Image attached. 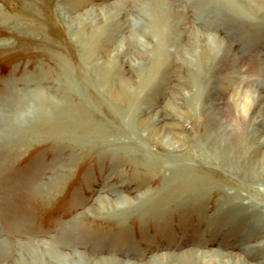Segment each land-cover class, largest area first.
<instances>
[{
  "label": "rangeland",
  "instance_id": "374dc122",
  "mask_svg": "<svg viewBox=\"0 0 264 264\" xmlns=\"http://www.w3.org/2000/svg\"><path fill=\"white\" fill-rule=\"evenodd\" d=\"M0 114V264H264V0H0Z\"/></svg>",
  "mask_w": 264,
  "mask_h": 264
},
{
  "label": "bare ground",
  "instance_id": "6f19581e",
  "mask_svg": "<svg viewBox=\"0 0 264 264\" xmlns=\"http://www.w3.org/2000/svg\"><path fill=\"white\" fill-rule=\"evenodd\" d=\"M258 1H260V0H258ZM250 2V1H249ZM248 2V3H249ZM257 6V5H256ZM260 6V5H259ZM260 8V7H259ZM157 25V24H156ZM160 64V63H159ZM156 69V68H155ZM155 69L154 68H152V69H150L149 70V75H147L146 76V79L145 80H143V81H145L143 84V86H145V85H147L148 83H149V81H151L152 80V78L154 77V75H153V73H154V71H155ZM150 71H151V73H150ZM103 77L105 78V75H103ZM249 87V86H248ZM251 89V88H250ZM117 90V89H116ZM244 90V89H243ZM205 91V90H204ZM236 93L238 92L239 94H240V97H239V100L238 101H240V102H242L243 103V110H245V112H246V108H247V105L246 104H248V102L249 101H251L252 99H253V97L250 95V93L247 91H235ZM206 93V92H205ZM238 97V96H237ZM41 103V102H40ZM235 106H236V104H235ZM238 107V106H237ZM235 108V107H234ZM236 110H237V108H235ZM240 109V108H239ZM238 109V110H239ZM248 110V109H247ZM6 114V113H5ZM22 114V113H21ZM1 116H0V127H1V131H4V130H6V131H10V130H14V131H17V132H19L20 131V129L21 128H19L20 127V124H18V123H20L21 121H20V119H21V117H20V114H18V115H16V114H14L13 115V117H11L10 118V116H8L7 117V115H4V114H0ZM242 115V114H241ZM3 126H5V127H3ZM3 128V129H2ZM71 129V128H70ZM0 131V132H1ZM234 131V130H233ZM203 256V255H202ZM23 257L25 258V261H28L29 259H28V255H24L23 254ZM33 259H35L34 261H33V263L32 264H38L37 262H35L36 261V258L35 257H32ZM113 262V261H112ZM98 263V262H97ZM218 263V262H217ZM207 264H213L210 260H207ZM214 264H216V263H214Z\"/></svg>",
  "mask_w": 264,
  "mask_h": 264
}]
</instances>
